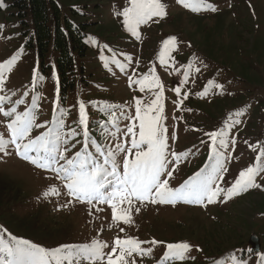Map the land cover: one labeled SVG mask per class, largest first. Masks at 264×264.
Listing matches in <instances>:
<instances>
[{
  "label": "rangeland",
  "instance_id": "1",
  "mask_svg": "<svg viewBox=\"0 0 264 264\" xmlns=\"http://www.w3.org/2000/svg\"><path fill=\"white\" fill-rule=\"evenodd\" d=\"M57 1L66 14L71 15V8H78L85 14L83 21L90 23L85 37L87 53L83 58H75V83L67 94L60 90L58 53L52 43L42 58L36 46H28L29 37L25 36L17 10L10 1L4 0L7 7L0 8V25L6 26L0 29V62L23 49L8 77L6 89L17 91L13 100L22 97L32 85L35 70L38 78L36 91L41 97L38 122L51 121L54 115L60 116L63 112L66 126L78 127L79 102L83 100L90 134L104 144V136L111 126L100 127L107 116L96 103L125 106L134 103V98L148 103L154 98L148 89L142 93L138 85L129 87L128 77L135 73L134 79L141 78L155 67L164 85V123L168 128L170 148L178 153L191 150L189 158L173 173L172 186H179L207 162L209 148L201 144V140L209 139L205 133L217 131L230 113L238 111L243 115L239 117L241 122L230 132V139L234 138L236 143L234 149L229 146L232 159L227 162L228 171L222 186L230 187L240 170L255 166L260 148L253 151L249 145L259 143L264 146V0H207L216 10L199 12H192L177 0H162L167 6V15L142 25L139 29L142 39L139 41L125 30L123 17L115 14L128 5V0ZM50 25L54 29L52 18ZM170 36H176L179 41V48L172 56L180 72L184 71L181 65L193 55L207 65L200 73L193 71L189 82L183 86L179 83L183 79L179 72L172 68L166 71L157 59L161 42ZM89 37L96 43H91ZM104 45H108L122 62L127 63L121 53L133 57L126 72H121L115 64H110L112 72L103 67L101 54L112 56L107 49L101 53ZM40 77H43L42 81ZM210 80L223 85L224 90L213 88L205 97L196 95ZM177 86H181V96L188 93L182 105L173 103L178 99L173 91ZM25 99L30 104L32 94ZM24 107L21 105L18 110L23 111ZM122 110L134 114V108L124 107ZM125 123L127 121H122L121 127ZM0 130H3L2 126ZM42 130H34L33 135ZM173 136L176 139H172ZM77 139L82 140V135ZM79 147L77 144L73 152ZM9 151L12 154L0 153V230H6V240L10 233L18 239L55 248L64 244L89 243L96 237L111 242L117 235L120 238L127 235L141 241L154 238L163 242L155 246L142 245L152 247L153 252L150 256H137L136 264H158L166 243L174 242H188L192 246L189 259L177 264L214 263L231 249H237V259L242 264H261V256H264V173L257 177V183L262 187L249 189L226 203L217 202L204 207L184 203L176 206L145 203L142 206L137 202L140 211L133 210L134 223H121L124 232H119L116 227L108 228L111 209L107 205H99L104 211L96 213L93 210L91 215L89 206L81 203L59 209V205L71 198L65 196L66 189L55 175L21 159L11 148ZM261 160L264 161V157ZM52 186L59 188L61 195L44 198L43 192ZM253 233L262 240L260 252L252 249L250 237ZM240 241L244 243L240 245Z\"/></svg>",
  "mask_w": 264,
  "mask_h": 264
},
{
  "label": "snow or ice",
  "instance_id": "2",
  "mask_svg": "<svg viewBox=\"0 0 264 264\" xmlns=\"http://www.w3.org/2000/svg\"><path fill=\"white\" fill-rule=\"evenodd\" d=\"M177 3L192 12L216 10L207 0H177ZM6 7L4 0H0V8ZM166 7L162 0H128V5L115 14L123 17V27L139 41L142 39L140 27L149 24L154 18L163 19L167 15ZM4 27L6 26L0 25V29ZM89 41L96 43L91 37ZM161 44L157 57L159 64L166 71L172 68L179 72L183 77L179 82L181 86L189 82L193 71L200 73L202 67H207L199 57L193 55L186 64L181 65L184 71L180 72V69L175 67V58L172 56L179 48L177 37L170 36ZM104 49L112 52L108 45H104L101 53ZM22 54L23 49H20L10 58L0 62V116L3 117L0 119V126L3 128L0 130V153L10 155L11 148L21 159L53 173L66 189L65 196L71 198L59 205V209L81 203L89 206L88 212L91 215L93 210L96 213L104 211L99 205H107L111 209L108 228L116 227L119 232H124L120 224L134 223L132 212L140 211V208L136 207L137 202L142 206L145 203L172 206L184 203L207 207L217 202L226 203L249 189L262 187L257 183V177L264 173V161L261 160L264 157V146L259 143L249 145L253 151L260 148L255 166L240 170L230 187L222 186L228 171L227 162L232 159L229 146L232 145L234 149L236 143L234 138L230 139V132L241 122L239 117L243 112L230 113L220 129L205 133L209 139L201 140V144L208 145L207 162L183 183L174 187L170 184V180L175 178L173 173L181 162L189 158L191 150L178 153L170 148L168 128L164 123V85L156 74L155 67L149 69L141 78L134 79L135 73L128 77L129 87L138 85L142 93L148 89L154 97L148 103H144L141 98H134V103L125 106L94 102L107 116L100 127L111 126L104 136V144H101L90 134L83 100L79 102L78 127L68 128L63 112L60 116L54 115L51 121L38 122L41 97L36 91L38 78L35 70L31 87L23 92L22 97L13 100V97L18 95L17 91L6 89V83ZM121 55L127 63L117 59L115 52H112L111 57L101 54L103 67L112 72L110 64H115L121 72H126L133 57L123 53ZM197 62L199 66H196ZM39 79L42 81L43 77ZM181 86L173 89L178 97L173 101L176 105H182L188 97L187 92L181 96ZM213 88L224 90L223 85L210 80L204 90L196 95L205 97ZM30 93L32 99L29 104L25 97ZM56 103L59 105L58 100ZM21 105H25L23 111L18 110ZM124 107L129 110L134 108V114L123 111ZM117 110H120L119 115ZM122 121H127L123 127ZM41 129L43 130L33 135L34 130ZM81 135L82 140H78L77 137ZM172 139L176 137L173 136ZM77 144L80 147L73 152ZM42 195L44 198L58 197L61 192L59 188L52 186ZM100 231L103 232L104 229L101 228ZM4 232L6 230H0V264H136L137 256H150L153 252L152 247L145 248L142 245L155 246L163 243L154 238L141 241L136 237L126 235L125 238H120L117 235L111 242L96 237L89 243L45 248L27 239H18L10 233L9 239L6 240ZM191 248L188 242L166 243L165 252L158 264L186 261L189 259ZM216 264L221 262L217 261ZM233 264L242 262L234 259ZM261 264H264V256H261Z\"/></svg>",
  "mask_w": 264,
  "mask_h": 264
},
{
  "label": "trees",
  "instance_id": "3",
  "mask_svg": "<svg viewBox=\"0 0 264 264\" xmlns=\"http://www.w3.org/2000/svg\"><path fill=\"white\" fill-rule=\"evenodd\" d=\"M7 1L17 10L24 34L29 37V47L36 46L39 55L44 58L52 43L58 53L60 90L67 94L75 83V58H83L87 53L85 37L90 23L83 21L85 14L73 7L71 15H68L57 0ZM51 18L54 20V29L50 25ZM243 243L240 241V245ZM216 250L221 251L217 248Z\"/></svg>",
  "mask_w": 264,
  "mask_h": 264
},
{
  "label": "water",
  "instance_id": "4",
  "mask_svg": "<svg viewBox=\"0 0 264 264\" xmlns=\"http://www.w3.org/2000/svg\"><path fill=\"white\" fill-rule=\"evenodd\" d=\"M250 243L256 249L257 251H260L261 249V241L259 236L256 233H253L250 237Z\"/></svg>",
  "mask_w": 264,
  "mask_h": 264
}]
</instances>
